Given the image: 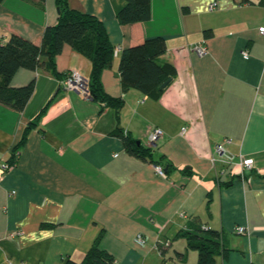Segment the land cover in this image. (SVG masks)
<instances>
[{
  "label": "crops",
  "instance_id": "crops-1",
  "mask_svg": "<svg viewBox=\"0 0 264 264\" xmlns=\"http://www.w3.org/2000/svg\"><path fill=\"white\" fill-rule=\"evenodd\" d=\"M68 3L105 24L115 55L101 80L124 105L117 112L63 88L71 71L91 74L90 60L70 46L56 57L61 77L17 71L13 86L36 87L23 111L0 104V163L40 118L0 179V264L81 262L98 238L115 264H197L180 234L191 221L222 232L230 251L216 264H264V0H152L151 18L132 25L118 17L125 0ZM58 21L57 0H3L0 41L18 33L39 44ZM158 36L167 43L160 60L175 65V78L157 97L125 88L121 51ZM202 41L204 57L191 49ZM116 127L151 148L155 162L129 153L110 135ZM226 139L228 157H219L216 145ZM241 153L254 158L251 170ZM241 225L251 234L237 233Z\"/></svg>",
  "mask_w": 264,
  "mask_h": 264
},
{
  "label": "trees",
  "instance_id": "trees-1",
  "mask_svg": "<svg viewBox=\"0 0 264 264\" xmlns=\"http://www.w3.org/2000/svg\"><path fill=\"white\" fill-rule=\"evenodd\" d=\"M125 1L126 5L118 14L122 23L132 25L151 18L152 0ZM57 6L59 21L56 25L46 27L39 44L18 33H12L5 42L0 41V104L23 111L34 94L36 82L32 80L23 86H13L12 80L17 71L21 68H44L61 77L56 68V57L66 46H70L91 62V99L106 103L118 112L124 105V99L109 95L101 80L103 71L112 66L115 55V45L110 40L105 24L93 14L71 8L68 0H57ZM166 51L167 43L161 36L145 38L125 47L119 62L123 86L157 97L167 87L161 88L162 84L177 74L174 64L160 60ZM39 118L40 115L25 128L8 162L11 165L15 166L18 162L20 150L29 132L37 127ZM110 135L121 138L129 153L155 162L152 160L151 148L143 147L124 129L116 127L110 131ZM180 234L186 238L188 247L198 252L197 264H216L218 255L223 254L226 258L229 254L230 249L223 245L222 232L206 227L199 221L189 222L188 228ZM160 250L165 252L162 247ZM65 264H115V258L100 247L98 238L83 261L68 259Z\"/></svg>",
  "mask_w": 264,
  "mask_h": 264
},
{
  "label": "built area",
  "instance_id": "built-area-1",
  "mask_svg": "<svg viewBox=\"0 0 264 264\" xmlns=\"http://www.w3.org/2000/svg\"><path fill=\"white\" fill-rule=\"evenodd\" d=\"M218 7H219V3H218V1H215L210 5V10H215ZM259 32L262 35H264V26L260 27ZM191 49L193 52H195L200 57H204V56H207L209 54V48L207 47V45L203 41L192 45ZM243 56H244V58L248 59L250 57L249 52L244 51ZM89 82H90L89 78H87L85 75H83L79 71H71L65 77H63L61 79V85L63 86L64 89L77 91L80 94H82L83 96H85L87 98H91V91H90ZM185 132H186V127H183L182 133H185ZM162 134H163L162 129H160V128L155 129V131H153V133H151L149 136L150 142L155 143ZM230 142H231V139H226L225 142L216 145L215 150H216L219 157H224V156L228 157L225 144L230 143ZM240 157H241V165L243 167V170H251L254 166V163H255L254 158L253 157H246V156L244 157L243 153L240 154ZM12 167H13V165H11L8 162H1L0 163V179L3 177V175L5 173L10 171ZM155 170L159 175L167 177L165 168L162 165L156 164ZM236 232L239 234H243V235H250L251 234V231L247 227L242 226V225L238 226L236 228ZM138 240L141 243H144V240L141 239V237H139ZM8 264H15V263L8 262Z\"/></svg>",
  "mask_w": 264,
  "mask_h": 264
},
{
  "label": "water",
  "instance_id": "water-1",
  "mask_svg": "<svg viewBox=\"0 0 264 264\" xmlns=\"http://www.w3.org/2000/svg\"><path fill=\"white\" fill-rule=\"evenodd\" d=\"M170 81H171V79L168 80V81H166L165 83H163L162 86H161V88H164L165 86H167V85L169 84Z\"/></svg>",
  "mask_w": 264,
  "mask_h": 264
}]
</instances>
